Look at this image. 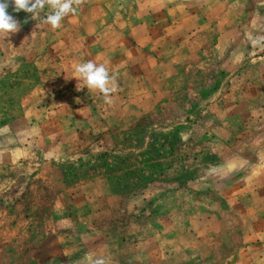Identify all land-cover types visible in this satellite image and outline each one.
Masks as SVG:
<instances>
[{"label":"rangeland","instance_id":"374dc122","mask_svg":"<svg viewBox=\"0 0 264 264\" xmlns=\"http://www.w3.org/2000/svg\"><path fill=\"white\" fill-rule=\"evenodd\" d=\"M231 8L238 22L249 20L244 30L252 58L232 76L230 104L198 103L195 98L210 91L194 89L199 81L191 74L185 89L169 93L151 115L127 129L103 132L92 146L62 160L53 147L66 145L65 138L48 134L53 131V29L37 27L31 14L9 6L21 28L6 38L11 44L0 47V264H33L41 242L34 253L51 256L50 264H87L82 258L98 247L101 234L88 232V217L73 214L65 194L54 211L47 207L50 200L55 203L49 198L53 186L37 174L52 163L60 192L83 176L103 175L107 184L96 188L118 195L108 202L111 210L98 217L112 249L94 257L107 264H151L156 256H165L162 264L236 263L239 251L252 243L247 236L255 219L247 214L251 195L237 192V184L243 186L258 145L264 146V42L256 39L264 36V0H235ZM198 77L206 81L210 74ZM38 192L40 213L32 209ZM28 222V231L41 232L21 235L16 227ZM5 226L19 233L6 235ZM67 248L74 250L71 255Z\"/></svg>","mask_w":264,"mask_h":264},{"label":"crops","instance_id":"0c3cea01","mask_svg":"<svg viewBox=\"0 0 264 264\" xmlns=\"http://www.w3.org/2000/svg\"><path fill=\"white\" fill-rule=\"evenodd\" d=\"M234 3L235 0H85L76 14L65 17L61 27L53 30L54 84L50 111L53 122L49 123V127L53 125V131L48 134L53 138H65L67 142L53 147L57 153H63L64 158H58L67 160L74 151L92 146L95 137L105 135L103 132L127 129L128 125L151 115L165 104L169 93L185 89V79L191 74L190 79L195 76L193 80L199 81L197 85L194 83V89L205 87L210 91L206 97L195 98L198 103L217 104L218 99H223L230 104L227 89L233 81L232 76L243 72L252 58L247 49L250 38L244 30L249 20L238 22L233 17L231 7ZM88 60L103 63L115 78L118 90L111 96L112 104L106 103L98 90L86 87L77 90V84L83 86V82L78 79L75 66ZM202 74H210V79L203 81L198 77ZM49 135L46 137L50 138ZM81 141L84 143L81 146L73 145V142ZM261 144L257 147L255 167L250 174H245L247 179L241 181V188L237 184V192L251 195L247 214L255 219L250 222L248 232L251 236H247V241L252 243L245 244L239 251L235 264H264V146ZM7 161L2 164L6 166L10 162ZM52 165L37 174L53 186L49 198L55 203L50 200L47 207L54 211L53 207L60 205L56 202L62 201L65 194L73 203L70 205L73 214L88 217L85 221L88 232L101 234H98L101 240L98 247L89 248L88 254L98 256L103 248L112 249L110 242L103 240L104 226L98 218L111 210L108 202L118 196L96 188L106 185L107 178L103 175L83 176L78 183L69 186L61 180L66 187L60 192L53 176L58 167ZM35 196L36 205L32 209L37 208L40 213L42 196L40 192ZM31 219H26L25 223ZM29 223L17 226V231L25 237L41 232L40 228L28 231ZM2 230L6 235L19 233L8 226ZM46 245L53 247V239ZM42 246L43 242L33 250V264H50L53 259L51 256L43 257L44 260L38 258L40 254L34 251H41ZM73 251L67 248L65 253L71 255ZM85 259L82 258V263ZM164 259L165 256H156L151 262L162 264Z\"/></svg>","mask_w":264,"mask_h":264},{"label":"clouds","instance_id":"9594fccd","mask_svg":"<svg viewBox=\"0 0 264 264\" xmlns=\"http://www.w3.org/2000/svg\"><path fill=\"white\" fill-rule=\"evenodd\" d=\"M84 2L85 0H0V47L11 44L5 43L6 38L19 32L21 28L19 21L8 12L10 5L14 12L24 11L31 14V19L39 21L37 27L50 26L51 29L56 30L61 27L62 20L76 14ZM46 7L50 9L48 12L44 11ZM42 12L45 13L43 17ZM256 39L264 42V36ZM74 71L78 79L83 82V86L77 84L78 91L84 87L88 90H98L106 103H113L111 96L118 90V85L103 63L97 64L92 60L77 63ZM86 259L87 264H107L102 256L89 255Z\"/></svg>","mask_w":264,"mask_h":264}]
</instances>
